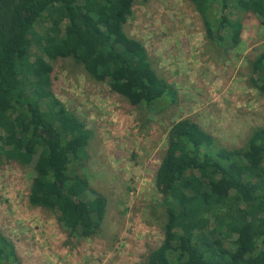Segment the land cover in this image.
Returning <instances> with one entry per match:
<instances>
[{"label": "trees", "instance_id": "16d2710c", "mask_svg": "<svg viewBox=\"0 0 264 264\" xmlns=\"http://www.w3.org/2000/svg\"><path fill=\"white\" fill-rule=\"evenodd\" d=\"M147 1L0 0V163L35 160L30 199L50 203L69 236L95 235L108 201L90 197L80 161L90 131L51 92L53 66L45 56L73 61L138 112L175 103L176 88L127 30L135 4ZM190 1L220 57L240 43V13L264 22V0ZM253 71L264 91L257 83L264 50ZM156 180L164 237L146 264H264V127L244 147L226 148L181 118L168 131ZM15 259L13 243L0 233V264Z\"/></svg>", "mask_w": 264, "mask_h": 264}, {"label": "rangeland", "instance_id": "374dc122", "mask_svg": "<svg viewBox=\"0 0 264 264\" xmlns=\"http://www.w3.org/2000/svg\"><path fill=\"white\" fill-rule=\"evenodd\" d=\"M239 17L240 43L220 57L190 0L135 4L128 33L144 44L178 93L175 103L153 111H136L73 61L45 56L53 66L51 92L90 131L84 136L82 172L90 197L104 195L108 209L95 235L69 236L50 203L30 199L35 160H5L0 163V233L14 245L13 264L148 262L164 237L156 175L171 126L190 117L226 148L244 147L252 131L264 127V91L253 81L254 60L264 50V22L251 12ZM254 211L259 213L257 207Z\"/></svg>", "mask_w": 264, "mask_h": 264}]
</instances>
